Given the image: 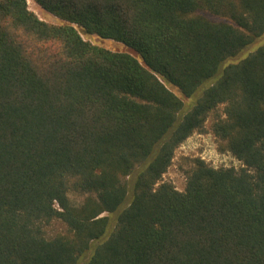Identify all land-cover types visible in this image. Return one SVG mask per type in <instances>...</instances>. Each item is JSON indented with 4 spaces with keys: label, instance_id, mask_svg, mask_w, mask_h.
I'll use <instances>...</instances> for the list:
<instances>
[{
    "label": "trees",
    "instance_id": "16d2710c",
    "mask_svg": "<svg viewBox=\"0 0 264 264\" xmlns=\"http://www.w3.org/2000/svg\"><path fill=\"white\" fill-rule=\"evenodd\" d=\"M32 1L63 23L0 0V264H264V43L226 64L264 0ZM210 116L241 166L194 158L178 191Z\"/></svg>",
    "mask_w": 264,
    "mask_h": 264
},
{
    "label": "rangeland",
    "instance_id": "374dc122",
    "mask_svg": "<svg viewBox=\"0 0 264 264\" xmlns=\"http://www.w3.org/2000/svg\"><path fill=\"white\" fill-rule=\"evenodd\" d=\"M28 9L33 12L40 20L53 24L59 25L63 22L57 17L43 11L39 6H37L32 0H27ZM82 38L85 41L90 42L93 45L105 48L107 50L113 52H125L133 57L137 58L139 61V57L136 53L124 46L119 42H115L112 40L100 39L97 36H83ZM264 43V34L255 40L250 46L244 49L240 54L236 57L229 59L226 64L235 63L245 56H247L250 52L254 51L257 47L261 46ZM172 92L179 95L178 92L170 88ZM185 104L191 102L190 100L183 99ZM211 116L207 119L205 128L203 132L193 133L189 138H187L175 151L174 157L171 165L167 169L166 173L163 175V181L170 182L174 185V187L178 191H183L186 184V174L185 171L189 169L190 161L194 158H199L203 151H207L209 155L206 156L205 160L210 166L215 168L220 167H235L239 168L241 163L238 162L229 152L221 150L220 142L213 136L210 125H211ZM89 257V253H86L79 261L78 264H86Z\"/></svg>",
    "mask_w": 264,
    "mask_h": 264
},
{
    "label": "built area",
    "instance_id": "2783aa9c",
    "mask_svg": "<svg viewBox=\"0 0 264 264\" xmlns=\"http://www.w3.org/2000/svg\"><path fill=\"white\" fill-rule=\"evenodd\" d=\"M209 155V153H207V151H203V154L200 156V159H202L203 161L208 160L206 159V156ZM208 157V156H207ZM239 162V161H238Z\"/></svg>",
    "mask_w": 264,
    "mask_h": 264
}]
</instances>
